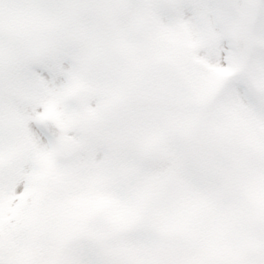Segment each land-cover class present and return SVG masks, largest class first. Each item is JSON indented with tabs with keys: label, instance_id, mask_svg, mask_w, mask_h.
<instances>
[{
	"label": "snow or ice",
	"instance_id": "6c2138e0",
	"mask_svg": "<svg viewBox=\"0 0 264 264\" xmlns=\"http://www.w3.org/2000/svg\"><path fill=\"white\" fill-rule=\"evenodd\" d=\"M0 264H264V0H0Z\"/></svg>",
	"mask_w": 264,
	"mask_h": 264
}]
</instances>
